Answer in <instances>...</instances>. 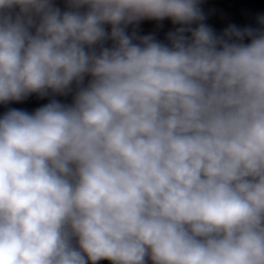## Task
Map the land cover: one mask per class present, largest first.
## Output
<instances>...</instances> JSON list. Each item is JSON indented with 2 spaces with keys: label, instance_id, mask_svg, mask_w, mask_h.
<instances>
[{
  "label": "clouds",
  "instance_id": "clouds-1",
  "mask_svg": "<svg viewBox=\"0 0 264 264\" xmlns=\"http://www.w3.org/2000/svg\"><path fill=\"white\" fill-rule=\"evenodd\" d=\"M64 3L0 0V104L72 95L0 116V264H264V15Z\"/></svg>",
  "mask_w": 264,
  "mask_h": 264
}]
</instances>
